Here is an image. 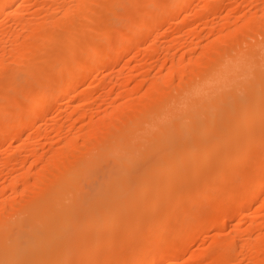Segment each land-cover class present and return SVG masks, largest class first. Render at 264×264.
I'll return each mask as SVG.
<instances>
[{
  "label": "bare ground",
  "instance_id": "obj_1",
  "mask_svg": "<svg viewBox=\"0 0 264 264\" xmlns=\"http://www.w3.org/2000/svg\"><path fill=\"white\" fill-rule=\"evenodd\" d=\"M193 1L47 0L48 7L59 3L62 15L60 11L58 17L54 13H35L37 20L19 15L17 24L23 31L14 35V46L7 49L0 44V144L6 138L21 137L26 127L34 126L51 112V99L55 96L50 93L54 86L57 96H72L80 82L122 56V49L140 50L159 24L171 23L174 17L190 12ZM216 4L215 0H208L200 5L205 8V23L213 25V37L203 43L200 38L204 33L193 28L195 46L182 52L192 54L198 52V47L201 49L187 60L184 55L175 58L177 46L168 48L170 66L164 72L166 64H160L143 94L138 96L136 89L126 88V82L120 79L119 86L124 89L117 93L120 99L127 95L126 101L111 98L115 101L113 109L103 112L100 108L102 112L96 113V119L90 113L87 128L73 131V125L68 127L73 134L68 132L65 139L57 135L62 144L50 155L39 153L37 145L38 149L31 148L35 158L31 157L30 164L18 158L29 148L20 141L6 162L22 164L23 170L4 178L6 188H0L1 196L7 188L15 192V196L0 202V264H175L183 257L189 241L191 244L201 239L206 228L224 225V218L220 220L216 212L222 213L226 222L237 213L247 221L252 214L250 206L264 192V42L249 39L253 31L264 35V13L259 17L247 11L235 16L228 13L216 25L215 18L211 16L213 22L209 20V15H214L209 12L218 7ZM119 7L124 12L110 19L112 14L108 12ZM184 16L182 20L187 21V14ZM257 18L262 23L259 30L254 25ZM234 20L242 23L233 27ZM117 33L121 35L116 38L118 42L113 37ZM163 48L149 49L148 53L158 57ZM8 55L13 59L8 61ZM22 76L32 77H28L29 85L26 79L23 82L31 87L22 86L28 90L26 94L16 93V98L6 94L7 89H15L11 83L21 88L23 83H17ZM144 83L145 79L138 80L139 86ZM6 84L10 87L2 88ZM82 91L78 93L86 92ZM136 93L139 99L134 96ZM6 96H11V100ZM5 99L15 109L6 110ZM56 131L59 134V129ZM256 148L260 152L254 151ZM251 162L257 165L255 172L249 174L250 179L245 168ZM16 194L23 199H17ZM259 203L256 215L264 212V202ZM261 217L248 219L244 231L252 233L255 226L264 228ZM236 227L228 237L214 233L211 240L218 250L208 253L212 256L208 264H239L246 255L249 264H264V235H249L248 241L239 243L240 252L232 251L243 234ZM197 258L203 262L208 256L200 254Z\"/></svg>",
  "mask_w": 264,
  "mask_h": 264
},
{
  "label": "rangeland",
  "instance_id": "obj_2",
  "mask_svg": "<svg viewBox=\"0 0 264 264\" xmlns=\"http://www.w3.org/2000/svg\"><path fill=\"white\" fill-rule=\"evenodd\" d=\"M25 1V2H24ZM30 1V2H29ZM35 1L36 0H20L19 1V3H14V2H12L11 0H0V44H1V46H4L5 45V47L7 48V49H10V48H12L13 46H14V44H13V37H14V35H16V33H19V32H21V31H23L22 30V27L19 25V24H17V22H19V19L18 18H20L19 17V15L20 16H22V15H24V17L25 16H27V18L30 20H37L36 18H37V16H38V14H39V16H45V15H47V16H49V15H51V14H53V15H56V17H58L57 15H62V12L59 10V8L60 9H62L61 7H58V6H60V4L58 5H54L53 7L52 6H47L48 4L46 3L47 2V0H44V1H41L43 4L45 3V6L42 4V3H39V1L37 0L36 1V4H35ZM46 1V2H45ZM60 1V0H59ZM200 1H201V3H200ZM216 1V6H218L217 8H215V10L213 11V12H209V14L210 13H214V15H209V18L212 16L213 18H215L214 19V22L216 21V25H219V23H221L220 21H222L224 18H223V15L224 14H227V15H230L231 13V15L232 16H235V15H237L238 13H240V11H242V12H244V11H247V12H249L252 16H256V17H259L260 15H262L263 13H264V0H215ZM27 2V3H26ZM37 6H35L33 3ZM197 2H198V4H197ZM206 2H208V0L206 1H204V0H194L192 3H191V7L189 8V10H190V12L189 11H185V13H181V15L177 18V16L176 17H174L173 18V20H170V22L171 23H169V22H167L166 24L165 23H162L161 25L162 26H160V24L158 25V27H157V25H156V30H155V32L149 37H147V39L144 41V44H145V42H146V44L144 45L143 44V46L140 48V50H138V49H136V47H133V48H131V49H129L128 50V52H127V50L125 49V51H124V49H122V51L120 52V54H122V56H120L119 58H117L115 61H113L114 63H112V65H110L109 67H104V68H101V70L99 69V70H97V71H95L94 72V74H93V76H91V77H88L86 80H84L85 82H80L79 83V85H77V87H76V89H75V92H73V94H72V96L71 95H64V96H57L56 94L58 93L57 92V88L54 86V90H52V94L50 93V96L52 95L53 96V94H54V98L52 97V99H51V101H52V105H53V103H54V108H53V106H52V108H51V112H49V114L48 115H46L45 117H47V118H45V117H43V119L42 118H40V120L38 119V122H36V124L33 126V125H31V126H28V127H26L24 130L25 131H22V133H21V137H19V138H11V137H9V138H6V139H4V141H3V143H1L0 145H1V147H0V188H6L5 186H4V184L3 183H5V185H6V182H5V179L6 178H8L9 176H11V173H13V174H16V173H20L23 169H21V168H23V165L21 164V165H13L14 163H7L6 162V160L9 158V156L13 153V150L15 149V148H17L19 145H21V143L22 142H26L27 143V145H28V150L30 151V153H29V151L27 150H24V151H22L20 154H18V158L20 159V160H25L26 159V163L27 164H30L29 162L30 161H32L34 158H35V156L33 155V151H32V149H34L35 147L37 148V146H38V152L39 153H47L48 155H50L51 154V152H54L56 149H57V147H59L61 144H62V141L61 140H59L61 137H63L64 139H65V137L66 136H69L70 134L72 135L73 133H72V131H70V129H72L73 131L75 130H78V128H87V126H88V122L86 121V119L89 121V119L90 118H88V117H90L91 116V114H92V116L91 117H94L95 119L97 118V114L99 113V111L100 112H102V110H103V112H105L104 110H110V109H113V107L112 106H114V103H115V101L114 100H116L117 98V100H121V102H124V101H126L129 97L127 96V95H125L124 94V96H121V99H120V95H118V93L117 92H121L124 88H123V86L121 87V85L119 86V81H120V79H122L123 81H125L126 82V88H130V89H132V88H134V89H136L137 91H138V96L139 95H141V94H143L146 90H147V88L149 87V85H150V82L152 81V79H153V77H155L156 76V74L158 73V71H159V68H160V66L162 65V64H166V68L164 67L163 68V71L165 72V71H167V67L168 66H170V64H171V55H169V54H171V52H168V48H169V50H170V48L172 49L174 46H175V48H176V46H177V48L175 49V58L177 57V59L179 58V56L180 55H184V58L187 60V59H189V57H191V56H197V54H198V52L200 51V47H198V52H196V53H192V54H190V52L188 53V52H182L183 50L184 51H186V49L189 51V48L190 47H194L195 46V44H194V41L195 40H197V36L192 32V31H194V29L193 28H195V27H198L197 28V30L198 31H196V32H198L199 34H203V38L201 37L200 39H202V42L203 43H205V42H208L212 37H213V34H211V32L212 31H210L211 30V28H212V23H208V24H210V26L207 24V23H205L206 21H207V18H206V16H205V14L204 13H206L205 12V8L204 7H202V6H200L201 4H205ZM39 3V4H38ZM193 3H194V5H193ZM218 3H219V5H218ZM28 4V5H27ZM30 4V5H29ZM32 4V5H31ZM38 4V5H37ZM40 4L41 5H43V6H40ZM23 5H25V7H23ZM66 5H69V4H66ZM32 6V7H31ZM46 6L48 7V8H50V9H48V8H46ZM195 6V7H194ZM40 7V8H39ZM144 7V6H143ZM147 7H149V6H147ZM147 7H144V8H147ZM23 8V9H22ZM30 10H28V9ZM32 8V9H31ZM46 8V9H45ZM120 8V7H119ZM124 8V7H123ZM194 8V9H193ZM202 8V9H201ZM27 9V10H26ZM40 9H42L41 11H40ZM58 11H57V10ZM196 9H198V10H196ZM201 11H200V10ZM39 11V12H37V11ZM45 10V11H44ZM105 11L106 10H108L109 11V9H104ZM111 10V9H110ZM140 10H141V8H140ZM142 10H143V8H142ZM145 10H147V9H145ZM204 10V12H202ZM23 11V12H22ZM25 11V12H24ZM32 11V12H31ZM35 11V12H34ZM47 11V12H46ZM52 13H51V12ZM53 11H56V12H53ZM59 11H60V14H59ZM112 11H114V10H111V11H109L108 12V14H112V15H109L110 16V19H111V17H113V18H115V16L116 15H118L119 14V12H124V9L122 10V8H120V9H117V11L115 10L114 12L115 13H113ZM200 12L199 13V15H198V13L197 12ZM218 11V12H217ZM19 12V13H18ZM27 12V13H26ZM28 12H30V13H28ZM43 12V13H42ZM188 12H189V14H188ZM238 12V13H237ZM35 13H38V14H35ZM45 13V14H44ZM105 13V12H104ZM192 13H194L193 15H192ZM218 13V14H217ZM228 13H230V14H228ZM185 14V16H186V14H187V16L185 17L186 19H187V21L184 19V21L182 20L183 18V15ZM190 14L192 15V16H190ZM203 14V15H202ZM217 16H216V15ZM106 16H107V14H105ZM114 15V16H113ZM17 16V19L15 18ZM31 18H30V17ZM109 16H108V19H109ZM198 16H199V18L200 19H198ZM221 16H222V18H221ZM226 16V15H225ZM35 17V18H34ZM202 17V18H201ZM205 17V18H204ZM26 18V17H25ZM26 18V19H27ZM181 18V19H180ZM194 18V19H193ZM213 18H210L209 20L211 21V22H213V20H211V19H213ZM106 17H105V20H108ZM110 19H109V21H110ZM232 19H234V17L232 18ZM177 22H176V21ZM180 20H182L183 21V24L181 23V22H179ZM217 20L219 21V22H217ZM104 20H102L101 22H103ZM108 21V22H109ZM189 21H191V22H189ZM197 21V22H196ZM236 20H234L232 23V25H233V27H237V26H239L242 22L241 21H236ZM107 22V21H106ZM107 22V23H108ZM111 22V21H110ZM196 22V23H195ZM224 22V21H223ZM104 23V22H103ZM102 23V24H103ZM200 23V24H199ZM13 24V25H12ZM163 24H164V26H163ZM170 24V25H169ZM7 25V26H6ZM9 25V26H8ZM13 26V27H11V26ZM255 28L256 29H258L259 30V28L262 26V23H260V22H258V18H257V21L255 22ZM160 26V27H159ZM168 26V27H167ZM3 27L5 28V30H3ZM17 27V28H16ZM11 28V29H10ZM193 30H192V29ZM10 29V30H9ZM12 29H13V31H12ZM2 30H3V32H2ZM8 30V31H7ZM16 30H18V31H16ZM5 32H6V34H5ZM7 32L9 33V34H7ZM11 32V33H10ZM4 33V34H3ZM14 33V34H13ZM11 35V36H10ZM117 35L119 36V34L117 33ZM116 34H114V36L113 37H115V39L117 38V39H119L120 38V36L118 37ZM5 38H4V37ZM9 37V38H8ZM12 39V40H11ZM115 39H113V41H116ZM249 39H250V42H264V35H262V34H260V32L259 31H253L252 33H250V37H249ZM117 42H118V40H117ZM117 42H116V44H117ZM155 42V43H154ZM5 43V44H4ZM113 43H115V42H113ZM9 44V45H8ZM150 44V45H149ZM151 44H154V45H151ZM155 44H156V46H155ZM161 44V45H160ZM163 44V45H162ZM192 44H194V46H192ZM115 45V44H114ZM157 45H158V47H164L161 51H160V53H159V55H158V57H156V56H154V58L152 57L153 55H151L150 53H148V50L149 49H154V48H157L158 49V47H157ZM12 46V47H11ZM113 46V45H112ZM111 46V48L113 49L114 48V46L112 47ZM146 46H150V48L148 47H146ZM153 48H152V47ZM165 46L167 47V49L165 48ZM170 46V47H169ZM190 46V47H189ZM143 48H145V50H146V48H147V52H145V50L143 49ZM142 49V50H141ZM166 49V50H165ZM179 52H178V51ZM248 50H250V48H247L246 49V51H248ZM163 51V52H162ZM166 53V54H165ZM168 53V54H167ZM177 53H178V55H177ZM150 54V55H149ZM124 55V56H123ZM168 55V56H167ZM161 56V57H160ZM182 56H180V57H182ZM124 57V58H123ZM152 57V58H151ZM156 57V58H155ZM7 60L8 61H10L11 59H13V56L11 55V57H10V55H8L7 57ZM165 59V60H164ZM166 59H167V61H166ZM158 60V61H157ZM91 61V60H90ZM166 61V62H165ZM118 62V63H117ZM165 62V63H164ZM53 64V63H52ZM54 64H56V63H54ZM114 64V65H113ZM153 64V65H152ZM161 64V65H160ZM47 66H50L51 67V65H49V64H47ZM57 67H58V65H56ZM55 66V68H57ZM72 66V65H71ZM155 66V67H154ZM50 67H48V69L50 68ZM60 67V66H59ZM51 68H53V66L51 67ZM113 68V69H112ZM43 69H44V67H43ZM46 69H47V67H46ZM106 69V70H105ZM45 70V69H44ZM50 70V69H49ZM53 70H55L54 68H53ZM52 70V72H55V71H53ZM47 71V70H46ZM56 71H57V69H56ZM48 72H50V74H52L51 73V71H48ZM43 73V72H42ZM46 73V72H45ZM45 73H43L44 74V76H45ZM96 73V74H95ZM98 73V74H97ZM43 74L41 75V76H43ZM49 74V73H48ZM48 74H46L48 77L50 76V75H48ZM23 75V74H22ZM25 75V74H24ZM57 75V74H56ZM109 77H108V76ZM61 76V75H60ZM59 76V77H60ZM97 76V77H96ZM112 76V77H111ZM28 77H30V76H28ZM28 77H26L25 79L27 80V84L29 83L30 84V80H28L29 78ZM107 77V78H106ZM118 77H119V80H118ZM122 77V78H121ZM21 79H23V76L22 77H20ZM30 78H32V77H30ZM41 78V77H40ZM45 78H46V76H45ZM94 78V79H93ZM116 78H117V80H116ZM125 80H124V79ZM20 79V83H17L18 85H20V84H22L23 82H25V79H23V80H21ZM42 79H43V77H42ZM46 79H48V78H46ZM45 79V80H46ZM97 79V80H96ZM104 79V80H103ZM115 79V80H114ZM140 79L142 80V79H145V81H146V83H144L142 86H139L138 85V80L140 81ZM112 80V81H111ZM41 81V80H40ZM48 81V80H47ZM89 81V82H88ZM104 81H106L105 83H104ZM116 81V82H115ZM43 84H45L46 82H43V81H41ZM94 82V83H93ZM98 82V83H97ZM100 82V83H99ZM118 82V83H117ZM128 82V83H127ZM176 82H177V79H176ZM42 83H41V85H42ZM86 83V84H85ZM115 83V84H114ZM1 84V83H0ZM13 84H16V83H11L10 85H12V86H14L15 87V89L13 88V87H11V88H13V89H11V88H9L10 87V85L9 84H6L5 86H2V88L4 87H6L7 85H9L8 87H6V88H9V89H7V93L6 94H9V95H11V96H14V98H16L15 96L19 93L20 95H22V96H24L25 94H26V92L28 91L26 88H23L22 86L23 85H25L26 83H23L22 85H20V87L21 88H19V86L18 87H16L15 85H13ZM26 84V86H24V87H27L28 85ZM98 86H97V85ZM101 86H100V85ZM103 84H106V87H105V85H103ZM112 84H114V85H112ZM81 85V86H80ZM102 85L104 86V87H102ZM112 85V86H111ZM100 86V87H99ZM109 86V87H108ZM137 88H136V87ZM28 87H30V86H28ZM98 87V88H97ZM113 87V88H112ZM17 88H19L18 90H17ZM31 88V87H30ZM79 88V89H78ZM104 88V89H103ZM110 88V89H109ZM123 88V89H122ZM125 88V90H127ZM140 88V89H139ZM20 89H21V91L22 90H24V92H21V93H24V94H21L20 93ZM26 89V90H25ZM29 89V88H28ZM4 90V89H3ZM30 90V89H29ZM82 90H85L86 92L85 93H87V94H85V93H82V94H80L81 92H83ZM106 90V91H105ZM0 91H2V89L0 90ZM6 91V90H5ZM4 92V91H3ZM12 92V93H11ZM78 92H80V93H78ZM105 92V93H104ZM5 93V92H4ZM17 93V94H16ZM78 93V94H77ZM113 94H115V95H113ZM19 95V96H20ZM73 95H74V97L76 96V98H74L73 97ZM106 95V96H105ZM116 95H118V96H116ZM11 96H6L7 98H8V100L10 101L11 100ZM78 96H79V98H78ZM85 96V97H84ZM116 98H115V97ZM126 96V98H124ZM134 96H137V93L134 95ZM137 96V97H138ZM18 97V96H17ZM21 97V96H20ZM71 97H73V99L71 98ZM101 97V98H100ZM13 98V97H12ZM81 98V99H80ZM85 98V99H84ZM99 98V99H98ZM107 98H108V100H107ZM114 99L113 101H111L112 99ZM78 99V100H77ZM88 99V100H87ZM104 99V100H103ZM122 99L124 100V101H122ZM126 99V100H125ZM136 99H139V97L138 98H136ZM73 100H74V103H73ZM5 101H7L6 99H5ZM5 101H3V103L5 102ZM54 101V102H53ZM67 101V102H66ZM72 103H71V102ZM84 101V102H83ZM2 102V101H1ZM0 102V103H1ZM70 103V105H67V104H69ZM27 103V102H26ZM78 103H79V105H78ZM84 103V104H83ZM87 103V104H86ZM111 103V104H110ZM113 103V104H112ZM5 104H7V106H5L4 108L7 110L8 108L11 110V109H15V106H13L12 104H11V102L8 104V101H7V103H5ZM12 106H11V105ZM30 104H32V103H30ZM1 105H3L2 103H1ZM0 105V106H1ZM72 105V107H70ZM110 105V106H109ZM112 105V106H111ZM58 106V107H57ZM61 106V107H60ZM78 106H79V108H78ZM3 107V106H2ZM8 107V108H7ZM14 107V108H13ZM63 107V108H62ZM69 107V108H68ZM84 107V108H83ZM108 107H111V108H109L108 109ZM4 108H2L3 110L2 111H6V110H4ZM58 108H61V109H58ZM70 109L71 111H68V109ZM73 108V109H72ZM75 108H77V109H75ZM86 108V109H85ZM89 108V109H88ZM98 108V109H97ZM102 110H101V109ZM1 109V108H0ZM54 109V110H53ZM78 109H79V111H78ZM82 109V110H81ZM73 110H75L74 112H76V114L73 112ZM85 110V111H84ZM94 110H95V112H94ZM12 111V110H11ZM14 111V110H13ZM54 111V112H53ZM62 111V112H61ZM68 111V112H67ZM78 111V112H77ZM87 111V112H86ZM92 111H93V113H92ZM8 112H10V111H8ZM70 112V115L72 114H74L73 116L71 115V117H70V115L69 114H67V113H69ZM79 112H80V114H79ZM98 112V113H97ZM66 113V114H65ZM83 113H85V114H87L86 115V117L84 118L83 116H85V114L83 115ZM91 113V114H90ZM97 113V114H96ZM82 114V115H81ZM90 114V115H89ZM96 114V115H95ZM69 115V116H68ZM93 115H95V116H93ZM74 117V118H73ZM79 117V118H78ZM84 118V119H83ZM1 119V118H0ZM48 119V120H47ZM53 120V121H52ZM80 120V121H79ZM83 121L85 122V124H86V127H85V124L83 123ZM40 122V123H39ZM51 122V123H50ZM72 122V123H71ZM38 123V124H37ZM46 123H48V125L46 124ZM70 123V124H69ZM73 123H75V124H73ZM83 123V124H82ZM54 124V125H53ZM40 126V128L42 129V130H40V128L38 127V126ZM64 125V126H63ZM71 125H73L72 127H71ZM80 125H81V127H80ZM82 125H84V126H82ZM51 126V127H50ZM55 126H57V127H55ZM62 128H61V127ZM31 127V128H30ZM34 127V128H33ZM37 127H38V129H37ZM55 127V128H54ZM59 127V128H58ZM70 129H69V128ZM74 127H76L77 129H75ZM29 128V129H28ZM59 129V134H58V131H56L57 129ZM64 128V129H63ZM62 129V130H61ZM42 132H40V131ZM31 131V132H30ZM36 131H37V133H36ZM44 131H45V133H44ZM48 131V132H47ZM60 131H62V132H60ZM43 135V136H41V134ZM56 132V133H55ZM69 132V133H68ZM71 132V133H70ZM24 133V134H23ZM30 133V134H29ZM54 133V134H53ZM63 135H62V134ZM69 135H68V134ZM29 136H28V135ZM45 134V135H44ZM60 136V138L58 137V136ZM27 136V137H26ZM30 139H29V138ZM54 137V138H53ZM262 138H264V137H262ZM19 139V140H18ZM22 139V140H21ZM24 139V140H23ZM25 139H27V140H25ZM29 139V140H28ZM56 140H58L57 142H56ZM81 140V141H80ZM264 140V139H263ZM20 141H22V142H20ZM53 141V142H52ZM79 143H81L82 144V142H83V140H82V138H80L79 139ZM263 142V141H262ZM39 145H38V144ZM53 143V144H52ZM261 143V142H260ZM264 143V142H263ZM263 143H261V146H262V144ZM18 144V145H17ZM50 144V145H49ZM55 144H57V145H55ZM15 145V146H14ZM37 145V146H36ZM257 145V144H256ZM259 145V144H258ZM257 145V146H258ZM255 145H253V147H254ZM256 146V147H257ZM54 147V148H53ZM56 147V148H55ZM258 147H260V146H258ZM32 148V149H31ZM50 148H52V149H50ZM255 148V147H254ZM261 148V147H260ZM263 148V147H262ZM12 149V150H11ZM252 149V148H251ZM250 149V150H251ZM49 150V151H48ZM249 150V151H250ZM259 150H261V149H259ZM257 148H256V150L254 149V151H258V152H260ZM263 151H264V149H262ZM252 151H253V149H252ZM251 151V152H252ZM262 151V152H263ZM10 152V154H8ZM264 153V152H263ZM22 154V155H21ZM21 155V156H20ZM23 155H25L24 157H23ZM264 156V155H263ZM33 159H32V158ZM6 158V159H5ZM30 159H32V160H30ZM29 161V162H28ZM6 164H5V163ZM13 165V166H12ZM248 165V167H246L245 169H246V174H247V177H248V175L249 174H253L254 172H255V168H256V163L255 162H251V163H249V164H247ZM15 168V169H14ZM248 171V172H247ZM249 177H250V179L252 178V176L251 175H249ZM248 177V178H249ZM5 178V179H4ZM31 179H33V178H31ZM30 179V181H33V180H31ZM224 180V179H223ZM21 187H23L22 185H20V188ZM31 193V192H30ZM264 193V192H263ZM262 193V194H263ZM262 194L260 195L262 198H258V200H256V202H261V204L264 202V194H263V196H262ZM17 195V194H16ZM13 196H15V192L14 191H12V190H10L9 188H7V191L5 192V194L4 195H0V202H3V198H4V200L5 199H10V198H12ZM259 196V197H260ZM19 198V200H22L23 198H21V196L20 195H17V199ZM263 201V202H262ZM256 202H254L253 204H252V206H250V211L252 212V214H251V216H249L248 217V219H250V221L252 220V219H254L255 217H258V215L259 216H262V217H264V215H262V213L264 214V212L263 211H261L260 212V214H257L256 215V213H259L258 212V210L260 209L258 206H260V203L258 202V203H256ZM256 205V206H255ZM252 207V208H251ZM254 207V208H253ZM258 208V209H257ZM254 210V211H253ZM255 211H256V213H255ZM250 212V213H251ZM254 212V213H253ZM218 214V215H217ZM220 213H217L216 212V215H217V217L220 219V220H222L223 218L225 219V217H224V215L221 213L220 215H219ZM254 215H256L255 217H254ZM223 216V217H222ZM241 217H242V215H241V213H237V215H235V217H233L231 220H229L228 219V222H226L227 221V218L224 220L223 219V222H224V225H221V226H214V227H210L209 229H205L203 232H202V234H204V236H202L201 235V239H199L198 241H191V244L188 242L187 244H188V246H187V249L185 250V252H184V254H187V255H182L183 257L177 262V263H175V264H191L190 262H192L193 264L195 263V264H204L205 262H206V264H208V263H210L211 261L210 260H212V256L210 257L209 256V252H210V254H212V252H213V254L215 253V251L216 250H218V248L216 247V248H214V245L212 244V240L211 239H213V235H215L216 233L218 234L219 232H221V233H219L218 234V236L219 237H221V238H223L222 236H227L228 234H229V236H231L230 234H234V230L233 229H236L237 227L236 226H238V227H240L243 231L241 232V233H243L242 234V236H240L239 237V239H237L236 241V243H235V245L233 246V247H235V248H233L232 249V251L233 250H235L234 251V253L235 254H237L238 252L237 251H239L240 252V249H241V246H240V244L241 243H243L244 241H248L249 239H248V237H250L249 235H252V234H254L253 236H257V235H264V228H262V227H259V226H255V228L253 229L254 231H252V233H251V230H250V233H248L247 232V230L245 229V231L247 232H245L244 231V228H246V226H247V224L250 222L248 219H247V221L246 220H244L243 219V217H242V219H241ZM261 217V218H262ZM264 218H262L261 220H263ZM249 221V222H248ZM248 222V223H247ZM227 223V224H226ZM246 224V225H245ZM244 225V226H243ZM264 227V226H263ZM263 229V230H262ZM207 230V231H206ZM210 230V231H209ZM249 231V230H248ZM261 231V233H259ZM245 232V233H244ZM257 232V233H256ZM215 233V234H214ZM207 234V235H206ZM248 234V235H247ZM228 237V236H227ZM241 237H242V239H241ZM202 238H204V239H202ZM246 238V239H245ZM225 239V238H224ZM243 239H244V241H243ZM248 239V240H247ZM202 240V241H201ZM241 240V241H240ZM264 240V239H263ZM193 242H196V243H193ZM240 243V244H239ZM237 245V246H236ZM239 247H240V249H239ZM210 249V250H209ZM236 249H238V250H236ZM203 250V251H202ZM207 251V253H206V251ZM194 251V252H193ZM200 254L201 255H206L207 254V256H208V258L206 259V260H204L203 262L202 261H200L199 260V258H197V257H199L200 256ZM194 255V256H193ZM248 255H246V257L245 256H243L244 258H242L243 260H240L239 261V264H249V263H251L250 262V259H249V257H247ZM167 258V257H166ZM169 258V257H168ZM167 258V259H168ZM188 258V259H187ZM190 258V259H189ZM196 259V260H195ZM245 259V260H244ZM247 259V260H246ZM166 260V259H165ZM192 260V261H191ZM248 262V263H247ZM157 264V263H156ZM158 264H168L166 261L165 262H159Z\"/></svg>",
  "mask_w": 264,
  "mask_h": 264
}]
</instances>
